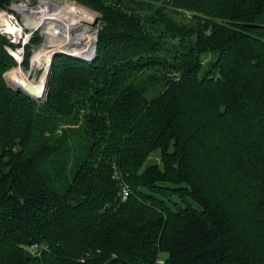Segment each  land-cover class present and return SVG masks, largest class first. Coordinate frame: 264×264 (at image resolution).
<instances>
[{
	"label": "trees",
	"instance_id": "16d2710c",
	"mask_svg": "<svg viewBox=\"0 0 264 264\" xmlns=\"http://www.w3.org/2000/svg\"><path fill=\"white\" fill-rule=\"evenodd\" d=\"M77 1L106 22L98 54L59 57L45 102L8 84L0 34V264H264V0H159L195 38Z\"/></svg>",
	"mask_w": 264,
	"mask_h": 264
},
{
	"label": "rangeland",
	"instance_id": "374dc122",
	"mask_svg": "<svg viewBox=\"0 0 264 264\" xmlns=\"http://www.w3.org/2000/svg\"><path fill=\"white\" fill-rule=\"evenodd\" d=\"M42 0H21L12 3L8 8H0V26L3 25V21L7 18L11 22L18 24V27L24 29V37L17 38L15 35H10L8 33L0 32V34L6 35L11 44H6L5 49L12 56L14 62L10 65L5 73L8 84L15 90L24 92L28 96L36 99L38 102H45L49 97L50 83L53 79L54 65L59 60V57L69 55L73 57H78L86 61L95 60L98 54V43L100 33L103 31L106 22L103 19L102 13L77 0H52L61 1L66 6L77 7L83 6L89 10V14L93 15V20H84L80 24L76 25L74 28L70 29L68 36L69 38H74L79 33H84L86 38L80 40V43L63 42L58 44L57 41H52L53 37L47 36L46 31H48L50 24H37L39 21V16L32 18L33 24L31 26L27 25V18L23 11L14 8L15 4H24L28 6V10L32 11L36 9ZM139 3L136 6V12L141 14L143 18H153L156 16L157 10L161 9L162 13L171 18L173 23L179 25V27H186L190 32H197L199 30L200 24L197 17L194 16L193 11L185 9L182 7H175L173 5L164 6L159 0H135ZM77 5V6H75ZM31 8V9H30ZM30 19V18H29ZM35 19V20H34ZM35 21V22H34ZM204 21L201 19V22ZM37 22V23H36ZM158 25H162L158 21ZM2 28V26L0 27ZM170 29V28H169ZM53 31V29H51ZM54 29L55 33L59 34V30ZM168 30V28H167ZM167 37L164 39L163 48L166 52L165 55L173 54V46L180 44V39L175 37L174 34L171 36V32L166 34ZM193 38L197 36V33L193 32ZM55 38V37H54ZM57 38V37H56ZM19 40V41H18ZM26 40V43L24 41ZM18 41V42H16ZM40 56L42 61H37L36 57ZM173 57V56H172ZM206 57V56H204ZM212 55H208L202 63V69L200 74H203L207 69L208 64L211 60ZM47 69V75H45V90L43 96L35 97L33 93L26 91L25 86L31 82L33 85H39L41 79L44 76V72ZM45 70V71H44ZM155 68L145 69L142 72H138L133 76L132 82L138 83L141 80H146L149 73H153ZM22 89V90H19ZM29 90V89H28ZM156 93V91H154ZM45 100V101H44ZM154 159L160 161L158 154L154 155ZM124 187H129L125 184ZM29 247H27V251ZM33 254L35 252H32ZM166 255V254H165ZM165 256L163 255V258ZM160 259V264L164 259Z\"/></svg>",
	"mask_w": 264,
	"mask_h": 264
},
{
	"label": "bare ground",
	"instance_id": "6f19581e",
	"mask_svg": "<svg viewBox=\"0 0 264 264\" xmlns=\"http://www.w3.org/2000/svg\"><path fill=\"white\" fill-rule=\"evenodd\" d=\"M13 6L14 8L25 13L24 15H26V18L28 19V26L34 25L32 18L37 15L39 16V21L38 23L36 22L37 24H50V27L48 28L49 30L46 31V35L53 37V39L51 40L59 42L58 44L71 41H75V43L79 44L80 40L84 39V37L86 38L85 34L81 32L77 34L74 38L70 39L68 36L70 29L74 28L81 22H84L85 19L89 21L93 20V18L95 17L89 14V10L83 6L75 5L77 7H69L68 5L66 6L65 4H63L61 1L42 0L40 2V5L32 11L28 10V6L24 4H15ZM8 19L9 18H7L6 21L2 22L4 24L1 25L2 28H0V30L13 34L17 38H20L22 35L21 28L14 26ZM51 29H53V31ZM54 29L59 30V34L55 33ZM36 60L42 61L39 55L36 57ZM45 70V74L41 79L39 85H33L31 82H29V84L25 86L26 91L28 89H32L31 91L35 97L43 96L46 92L44 88V82L46 77L45 75H47V69Z\"/></svg>",
	"mask_w": 264,
	"mask_h": 264
},
{
	"label": "built area",
	"instance_id": "2783aa9c",
	"mask_svg": "<svg viewBox=\"0 0 264 264\" xmlns=\"http://www.w3.org/2000/svg\"><path fill=\"white\" fill-rule=\"evenodd\" d=\"M11 23H12L14 26L18 27V24H16V23L13 22L12 20H11ZM19 28H20V27H19ZM21 30H22V35H21L20 38H23L24 35H25V34H24V29L21 28ZM0 32L7 33V32H5V31H1V30H0ZM8 34H10V33H8ZM10 35H13V34H10ZM18 39H19V38H18ZM18 41H19V40H18ZM18 41H16V42H18ZM24 43H26V40L24 41ZM121 196H122V200H123V201H126V200L128 199V197H129V189H128V187H123L122 192H121ZM36 249H37L36 245H31V246H29V248H28V250L31 251V252H35ZM162 262H163V261H162Z\"/></svg>",
	"mask_w": 264,
	"mask_h": 264
},
{
	"label": "water",
	"instance_id": "95a60500",
	"mask_svg": "<svg viewBox=\"0 0 264 264\" xmlns=\"http://www.w3.org/2000/svg\"><path fill=\"white\" fill-rule=\"evenodd\" d=\"M19 90H22V89H19ZM32 89H30V90H27V91H29V92H31L32 93V91H31ZM36 100V99H35ZM45 101V100H44ZM26 256H27V258H32V257H34L35 255L31 252V251H27L26 252ZM113 263V261L111 260V261H109L108 263H106V264H112Z\"/></svg>",
	"mask_w": 264,
	"mask_h": 264
}]
</instances>
